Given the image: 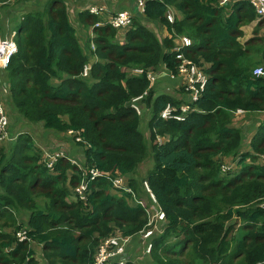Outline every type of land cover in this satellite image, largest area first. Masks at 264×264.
<instances>
[{
    "label": "trees",
    "instance_id": "16d2710c",
    "mask_svg": "<svg viewBox=\"0 0 264 264\" xmlns=\"http://www.w3.org/2000/svg\"><path fill=\"white\" fill-rule=\"evenodd\" d=\"M36 1L5 7L18 52L0 72L16 119L9 146L0 144V264H91L99 241L116 228L137 236L147 227L143 205L127 200L133 193L144 200V181L169 220L147 264H264V121L250 141L233 126L238 111H264V75L254 74L264 65V19L252 2L144 0L123 42L107 23L82 44L66 0ZM169 9L177 13L172 22ZM77 14L82 26L101 21L89 10ZM255 19L254 36L242 41L243 27ZM150 22L168 35L159 36ZM176 35L195 43L176 51ZM180 55L209 80L185 117L163 119L168 104L186 100L161 81L173 79L180 82L176 93H189L178 73ZM129 67L146 71L130 75ZM162 67L169 73L151 85L148 71ZM140 95L138 114L132 100ZM35 123L76 132L82 164L45 154L24 133ZM232 161L236 168L226 169ZM142 165H150L144 177ZM91 168L103 176L92 178ZM84 170L91 190L85 200L76 192ZM125 176L133 193L113 194V180ZM16 226L25 227V240L17 241ZM32 242L42 246L41 262Z\"/></svg>",
    "mask_w": 264,
    "mask_h": 264
},
{
    "label": "built area",
    "instance_id": "2783aa9c",
    "mask_svg": "<svg viewBox=\"0 0 264 264\" xmlns=\"http://www.w3.org/2000/svg\"><path fill=\"white\" fill-rule=\"evenodd\" d=\"M117 1V0H113ZM137 3L141 6V11L143 13V6H144V0H136ZM230 0H222V2H228ZM252 2V4L255 7L256 13L259 18L264 19V0H249ZM89 11L92 14L100 15L103 13V4H91L87 7ZM176 11L174 9H169L167 12V18L171 22L174 20L176 16ZM132 19H133V13L130 9L127 8H121L117 10L114 14L109 16L106 20H101L95 23V25L92 27L101 26L103 24H110L114 28H116L118 31L121 32V35L124 34V31L126 32L132 25ZM14 35H16V31H13L12 37H7L5 39L0 40V69H4L8 66L10 63L13 55H15L18 52V45L14 38ZM94 36V34H92ZM126 35L124 34L123 37ZM175 47L174 50L179 51L183 47H188L194 44V41L192 38L185 36V35H176L174 37ZM92 48H94V45L92 44ZM181 63L178 67V73L179 76L182 79V83L186 86V89L189 91V97L186 102L181 103L179 106L168 104L165 109L161 112L160 116L163 119H181L185 117V114L188 113L190 110H192V103L200 96L201 92L204 90L206 84L208 83L209 76L203 71V69L199 66H197L195 63H193L191 60H189L186 56L180 55ZM89 65H85L83 76L88 77L89 75ZM130 75L139 76L140 74H143L146 69L143 67H129L127 68ZM163 73L167 74L169 72L166 71V67L160 68V71H148L147 77L150 80L151 85L154 83L156 78L159 75H162ZM254 74L264 75V65L257 66L254 69ZM145 95H140L132 100V107H134L137 112L140 113L141 107L139 105V101L144 97ZM2 98H0V144L5 139L7 132H8V126H9V115L6 110L5 103ZM72 132V131H71ZM74 133V132H72ZM77 134V133H76ZM53 161L49 163L51 165ZM237 166V163L232 161L230 166H225L226 169L233 168V164ZM236 166L233 168L235 169ZM89 172L92 174V178L101 177L103 176V172L98 171L97 169L91 168ZM83 179L80 182V184L76 188V192L80 195V198L85 200L89 194V188L87 185V174L84 170L83 173ZM122 179L124 177H117L113 180L112 185L115 191H128L132 192V189L127 186H123L120 183L122 182ZM147 191L150 194L151 203L149 204V208H146V211L148 213V225L151 226L150 229L147 230H141L139 232V235L144 240H149L148 237L153 234L154 228L157 227L156 224H154L155 220H160L161 225L163 226L165 224V221L168 222L165 212L159 207L156 196L154 193L151 192V190L148 187L147 182H145ZM133 193V192H132ZM133 200L135 203L142 204L143 201L137 199L133 193ZM26 231L20 230L18 232L19 239L23 240L25 238ZM131 236H123L119 232H112L107 237L102 238L97 247L96 251L92 260L91 264H126L128 262V257L126 255L127 252V242H129ZM146 247L148 251L152 250V243L146 244Z\"/></svg>",
    "mask_w": 264,
    "mask_h": 264
},
{
    "label": "rangeland",
    "instance_id": "374dc122",
    "mask_svg": "<svg viewBox=\"0 0 264 264\" xmlns=\"http://www.w3.org/2000/svg\"><path fill=\"white\" fill-rule=\"evenodd\" d=\"M67 1H68V4H69V11H70V17H71L72 23L77 29L78 37H80L82 44H84L86 41H88V37L89 36L91 37L92 28L90 26L87 27V25H85V24H84V26H82L79 23L78 14H77V11H76L77 6L75 5V0H67ZM79 1H81V0H79ZM13 2H14V0H0V40L1 39H5L7 37H12L13 36V31L16 28L15 24L11 25V22H13V18H12L10 23L7 22L8 13H7V10L5 8V7L9 8V10H10V8H13ZM43 2H44V0H37L36 1L37 4L43 3ZM80 5L83 6L82 4H80ZM86 7L87 6L85 5L84 9H86ZM33 8H37V7L35 5H33L31 7L28 6V8L26 7V10L28 11V10H31ZM2 10L6 11L5 15L3 14ZM100 18L101 19L105 18V16L104 15H100ZM148 26H150L151 28L156 30V24L150 22ZM157 31H158V28H157ZM125 33L126 32L124 31V34ZM251 33H252L251 29L247 28V34H251ZM124 34L121 35L119 33L118 41L123 42L125 40L126 37H123ZM161 36H164V35H161ZM14 38L16 40V35H14ZM1 70H3V69H0V72H1ZM172 81H174V80L172 79ZM177 83H180V82H176L175 85ZM0 85H1L0 86V98H2V100L4 101L3 103H5L6 110H7L8 115H9V119L10 120H16L14 117H10V114H12V109L9 107V105L7 104V102L4 99V97H5L4 95L6 93H4V91H3L4 88H3V83L1 84V80H0ZM168 88L170 89V92H173L174 94H176L178 96V98L181 97V96H183V98H185L186 94H181L179 92L176 93L177 89H176L175 86L169 85V87L164 88V90L167 91ZM148 112L149 111H147V114H148ZM21 125H22V122H18L16 124V128H19ZM12 126H13V123L10 121L8 128L10 129ZM24 128L26 129V131L24 133L30 134L32 139H33V141H34V143H35V145L38 146L39 148H41V150L43 152H44L45 149H50V148H53V151H54L56 149L55 148L56 144L65 142L64 141L65 140L64 135H60V136L56 137V136H53L52 134L49 133L46 136H43V133L45 132V130H49V129L45 128L42 125V123L31 124L29 129L26 128V127H24ZM146 128H147V125H144L142 127V129H144V130ZM25 129H23V130H25ZM65 132H66V134L68 136H70L71 141H74L73 138L77 136L76 132H74V133H72L73 131L72 132L71 131H65ZM9 133L7 132V135H6L5 139L1 143V144H3L4 147H8L9 144H10L11 135H9ZM55 152H57V154H59V155L67 156L65 153L60 152L58 150L55 151ZM52 153H54V152H52ZM67 157L70 158L69 156H67ZM70 160L72 162L73 161H77L78 162V160H76V159L70 158ZM78 163H80V162H78ZM150 164L152 165L151 162H150ZM232 166L234 168L236 166L235 163ZM149 168H150V165H148V166H143L142 165L141 166V169H142L141 173H142L143 177L145 176V174H146V172H147V170ZM120 184L123 185V186H127L129 184V177L125 176L124 179H122V182ZM111 192L113 194H117L116 191L113 190L112 188H111ZM71 196L73 197L72 194H71ZM144 196H146V193H144L143 197ZM149 200H150V198L148 196H146L144 198V200H143V203H144L146 208H149V204H150ZM154 224H156L157 227L155 228V227L152 226V228H154V232H153L152 235H150L148 237L149 240L146 239V240H142L140 242L141 237L138 236V244H137L136 250H135V252L133 254V257H134V258H132L133 261L130 262L131 264H147L148 260H153V258L151 257L152 251L151 250L148 251V249L146 247V244H151L152 243V247H153V242H152L153 239L156 236H158L159 234H161L166 229V227L168 226V222L165 221V224L162 226L160 220H155ZM10 229H11V227L8 228L7 230H10ZM119 232L121 233L122 230L120 229ZM14 234L16 236V239L18 240L19 237H18V233H17V226L14 227ZM36 249L40 253V257L38 259L41 262L42 246L38 245ZM167 258H170V256H166V258H163V259H167ZM154 260H156V259H154Z\"/></svg>",
    "mask_w": 264,
    "mask_h": 264
},
{
    "label": "crops",
    "instance_id": "0c3cea01",
    "mask_svg": "<svg viewBox=\"0 0 264 264\" xmlns=\"http://www.w3.org/2000/svg\"><path fill=\"white\" fill-rule=\"evenodd\" d=\"M66 2L68 3V1L66 0ZM80 4H82L83 6H81ZM91 4H103V13L100 15H104L105 18H103V20L107 19L109 16H111L112 14H114L117 10L121 9V8H127L130 9L133 13V17L135 12L138 13H142L141 11V6L137 3L136 0H117V1H113V0H75V5L77 6L76 11H80L83 10L85 5H91ZM69 6V4H68ZM3 14H6L5 10H2ZM8 13V17H7V22L10 23L12 20V16L13 14H11L9 11H7ZM143 14V13H142ZM154 23V22H152ZM14 24V21L11 22V25ZM156 24V33L161 36H167L168 35V30L167 28L162 25L161 23H154ZM258 24V20L255 19L251 24L246 25L243 27L244 29V36L242 37V41H246L247 39L251 38L254 36V29L256 27V25ZM88 27V26H87ZM158 28V31H157ZM247 28L251 29V34H247ZM15 30V29H14ZM119 33L121 34V32L119 31ZM163 33V34H162ZM93 34V32L91 33ZM260 36H264V26L262 27V29H260L259 32ZM161 36V37H164ZM160 71V70H159ZM166 76L165 73H163L160 77ZM164 86L169 87V85L175 86V80H165L163 79L161 81ZM1 86V85H0ZM165 87V88H166ZM169 89V88H168ZM179 95V94H178ZM189 97V94L187 93L185 95V100H187ZM179 98H183V96L179 97ZM239 120V121H238ZM264 121V111L260 112V113H247L246 111L243 112H236L235 113V118H234V123L233 126H237L243 129L244 134L246 135V140L250 141L253 136H255L259 130L260 124ZM43 125V124H42ZM52 134L53 136H60V135H64L65 138V142L64 143H59L56 144V149L53 151V148L50 149H45L44 153L45 154H55L57 152L55 151H60L65 153L67 156H69L72 159H76L78 160V162H80V164L82 163V159H81V153H82V149L80 147H78L74 141H71L70 136H68L66 134V132H59L56 130H45V132L43 133V136H46L47 134ZM54 152V153H52ZM72 172L69 173V175H71ZM145 193V191H144ZM136 238H138V236H133L131 237L130 241L127 242V254L130 256V258L133 256L138 241H136ZM142 240L140 239V242ZM37 242H32L31 246L34 250L37 251Z\"/></svg>",
    "mask_w": 264,
    "mask_h": 264
},
{
    "label": "clouds",
    "instance_id": "9594fccd",
    "mask_svg": "<svg viewBox=\"0 0 264 264\" xmlns=\"http://www.w3.org/2000/svg\"><path fill=\"white\" fill-rule=\"evenodd\" d=\"M89 6V5H88ZM87 6V7H88ZM87 7H86V9H83V10H89V9H87ZM91 13V12H90ZM101 20H103V18L101 19ZM106 20V19H105ZM95 25V24H94ZM93 25V26H94ZM92 25H90V27L92 28L93 27ZM95 28V27H94ZM94 28H92V32H93V34H94V36H95V32H94ZM154 31H155V29H153ZM14 31H16V30H14ZM156 32V31H155ZM91 36H92V34H91ZM194 41V40H193ZM194 43H195V41H194ZM192 46V45H191ZM92 48V47H91ZM88 65V64H87ZM83 74V73H82ZM83 76V75H82ZM84 77V76H83ZM169 90V89H168ZM187 101V100H186ZM139 103V102H138ZM140 105V104H139ZM141 107V106H140ZM134 108V107H133ZM135 109V108H134ZM136 110V109H135ZM136 112H137V110H136ZM239 113L240 112H243V111H238ZM138 114H141L142 113V108H141V110H140V113L139 112H137ZM69 131H72V130H69ZM74 132V131H73ZM8 133H9V130H8ZM53 155H59V154H57V153H55V154H53ZM73 163H78L77 161H73ZM82 164V163H81ZM80 163H78L77 165H81ZM51 166V165H50ZM129 185V184H128ZM143 186H145V193H146V196H148L149 198H150V194L148 195V191H147V188H146V185H145V181L143 182ZM111 188L113 189V190H115L114 188H113V185L111 186ZM91 193V190H90V192H89V194ZM116 193H117V195H123V191H116ZM155 195V194H154ZM156 196V195H155ZM128 199V202L132 205V206H135L136 204H139V203H136V204H133V203H135V201L133 200V198H130V197H127ZM138 199V198H137ZM156 199H157V197H156ZM149 202L151 203V198H150V200H149ZM157 202H158V200H157ZM140 205V204H139ZM158 205H159V202H158ZM144 208H145V210H146V207L145 206H143ZM159 207L161 208V206L159 205ZM162 209V208H161ZM163 210V209H162ZM164 211V210H163ZM147 212V211H146ZM165 212V211H164ZM165 215H166V213H165ZM147 216H148V213H147ZM166 218H167V216H166ZM167 220H168V218H167ZM168 223H169V220H168ZM151 228V226L150 225H148V220H147V227L145 228V229H143V230H147V229H150ZM20 230H25L26 231V229H25V227H20L19 229L17 228V233L20 231ZM119 228H116L115 230H114V232H119ZM120 233V232H119ZM121 234H122V232H121ZM123 235V234H122ZM123 236H126V235H123ZM127 236H131V235H127ZM137 236H139V237H141L140 235H139V233H138V235ZM131 237H133V236H131ZM26 239V234H25V238L23 239V240H25ZM131 239V238H130ZM23 240H21V239H18L17 241H23ZM141 240H144L142 237H141ZM130 241V240H129ZM127 249V248H126ZM126 255H127V257H128V262H132L133 260H132V258H134L133 256H132V258H130V256L127 254V252H126ZM39 258V257H38ZM39 260V259H38ZM128 262L126 263V264H128ZM24 264H27L26 262L24 263Z\"/></svg>",
    "mask_w": 264,
    "mask_h": 264
}]
</instances>
